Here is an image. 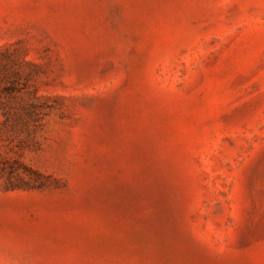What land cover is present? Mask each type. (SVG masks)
Masks as SVG:
<instances>
[{
    "label": "rangeland",
    "instance_id": "374dc122",
    "mask_svg": "<svg viewBox=\"0 0 264 264\" xmlns=\"http://www.w3.org/2000/svg\"><path fill=\"white\" fill-rule=\"evenodd\" d=\"M0 264H264V0H0Z\"/></svg>",
    "mask_w": 264,
    "mask_h": 264
}]
</instances>
